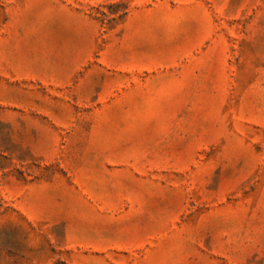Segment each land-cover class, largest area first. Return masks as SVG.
I'll return each mask as SVG.
<instances>
[{"label": "rangeland", "instance_id": "1", "mask_svg": "<svg viewBox=\"0 0 264 264\" xmlns=\"http://www.w3.org/2000/svg\"><path fill=\"white\" fill-rule=\"evenodd\" d=\"M0 264H264V0H0Z\"/></svg>", "mask_w": 264, "mask_h": 264}]
</instances>
